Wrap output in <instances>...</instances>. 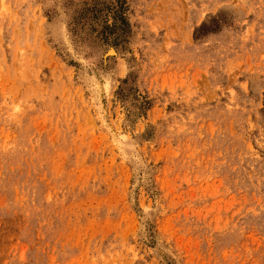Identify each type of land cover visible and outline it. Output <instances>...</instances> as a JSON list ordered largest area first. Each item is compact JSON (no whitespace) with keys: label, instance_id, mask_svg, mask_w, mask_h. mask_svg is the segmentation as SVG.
<instances>
[{"label":"rangeland","instance_id":"obj_1","mask_svg":"<svg viewBox=\"0 0 264 264\" xmlns=\"http://www.w3.org/2000/svg\"><path fill=\"white\" fill-rule=\"evenodd\" d=\"M0 264H264V0H0Z\"/></svg>","mask_w":264,"mask_h":264}]
</instances>
